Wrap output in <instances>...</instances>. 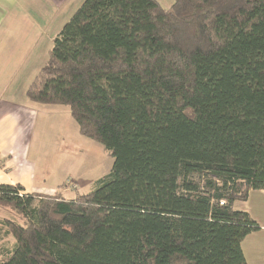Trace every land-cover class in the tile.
I'll list each match as a JSON object with an SVG mask.
<instances>
[{"label":"trees","instance_id":"1","mask_svg":"<svg viewBox=\"0 0 264 264\" xmlns=\"http://www.w3.org/2000/svg\"><path fill=\"white\" fill-rule=\"evenodd\" d=\"M26 95L114 159L72 198L0 183L19 219L0 264H247L258 225L233 203L264 191V0H83Z\"/></svg>","mask_w":264,"mask_h":264},{"label":"crops","instance_id":"2","mask_svg":"<svg viewBox=\"0 0 264 264\" xmlns=\"http://www.w3.org/2000/svg\"><path fill=\"white\" fill-rule=\"evenodd\" d=\"M82 2L0 0V183L20 184L25 193L53 192L44 191L34 182L37 165L29 154L39 103L26 100L29 99L26 89L45 62L39 53L43 42L50 46L61 30L58 18L71 16ZM48 28L46 40L43 33ZM233 209L247 213L258 225L241 241L246 263L264 264V191H250L246 200L234 201ZM7 219L0 213V242L3 243ZM4 245L0 243V258L14 247Z\"/></svg>","mask_w":264,"mask_h":264},{"label":"rangeland","instance_id":"3","mask_svg":"<svg viewBox=\"0 0 264 264\" xmlns=\"http://www.w3.org/2000/svg\"><path fill=\"white\" fill-rule=\"evenodd\" d=\"M158 1L163 7H168L173 0ZM69 18L70 16L58 18L59 29ZM46 32H49V28L43 33L47 40ZM51 48L52 41L50 46L44 41L39 49L45 61ZM36 106L38 115L29 154L30 159L37 165L35 185L42 187L44 191H59L65 197L90 193L96 188L98 181L110 173L113 156L102 143L79 133L78 125L65 105ZM59 185L61 186L57 189ZM0 213L1 216L5 215L11 220L19 221L18 216L8 208L0 207ZM11 237L6 233L4 243H0L8 248L12 247L14 243Z\"/></svg>","mask_w":264,"mask_h":264}]
</instances>
